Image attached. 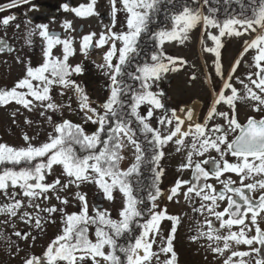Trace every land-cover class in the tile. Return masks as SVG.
<instances>
[{
	"label": "snow or ice",
	"instance_id": "1",
	"mask_svg": "<svg viewBox=\"0 0 264 264\" xmlns=\"http://www.w3.org/2000/svg\"><path fill=\"white\" fill-rule=\"evenodd\" d=\"M98 2L61 5L76 18L100 20L99 32L91 30L79 39L72 20L62 22L63 33L50 31L47 23L27 27L32 23L27 21L25 46L34 50L39 36L41 59L33 64L31 57L17 53L22 75L0 87V109H10L12 124L23 117L22 127L51 128L39 143L34 141L40 131L22 132L19 146L0 142V241L5 251L20 264H179L175 241L188 213H170L161 198L179 205L182 197L193 214L191 243L222 258L221 264H264V0H250V12L235 0L241 10L225 8L223 18L219 7H211L221 0H186L166 13V23L156 29L150 25L165 0H108L106 24ZM232 2L223 0L224 5ZM29 3L9 0L0 12ZM17 19L15 14L0 17V54L16 52L7 29L14 25L19 30ZM198 27L201 52L212 57L210 65L205 60L209 71L203 73L209 99L169 108L160 84L189 62L169 54L166 45H186ZM145 36L152 47L141 60ZM242 37L248 38L225 71L226 41ZM96 51L101 62H91L108 81L103 101H93L75 78L85 73L83 62H71L77 53L87 60ZM191 67L188 80L195 82L196 65ZM241 67L245 71L237 75ZM239 104L259 117L249 115L241 123ZM66 112L82 123L65 118ZM89 123L96 126L91 133L84 126ZM170 144L183 154L177 172L190 171L191 176L177 178L165 194L161 161ZM128 154L130 162L122 167ZM145 165L152 173L148 184L139 179ZM88 185L114 207L119 199L115 218L102 205L90 206L83 190ZM224 201L227 206L220 210ZM70 205L77 210L69 212ZM57 217L58 234L41 254L32 252ZM241 245L249 250H239Z\"/></svg>",
	"mask_w": 264,
	"mask_h": 264
},
{
	"label": "flooded vegetation",
	"instance_id": "2",
	"mask_svg": "<svg viewBox=\"0 0 264 264\" xmlns=\"http://www.w3.org/2000/svg\"><path fill=\"white\" fill-rule=\"evenodd\" d=\"M88 0H30L29 4H21L18 7H14L11 9H7L4 12H0V17L6 16L9 14H15L18 19L15 23H19L21 28L16 30L14 25L13 27H9L7 29V39L10 43H12L13 47L16 49V52L12 54L3 53L0 54V87L4 86H11L15 80L22 75L23 66L17 64L14 60V56L19 53L20 55L32 58L33 64H37L41 59V39L39 36L34 38V50H30L27 46H25V32H26V22L31 21V24H28L27 27H33L37 23H47L49 24V30L54 31L57 33H63V29L61 27L62 22L65 19L72 20L73 24L79 23L77 35H81L83 33L79 31V29L84 30V22L90 19L99 20L98 18H88V19H80L76 18L74 14L66 13L62 10L61 5L64 3H70L71 6L76 7L81 3H87ZM186 0H172V3H168L167 0L163 4L160 5V11L155 18V22L158 26H162L166 23V13L176 11L180 8V6L185 3ZM243 4L245 5V9L250 12L251 4L250 0H242ZM9 0H0V5H7ZM108 0H99L97 5V10L100 12V18L103 21L109 22L108 13L102 12V9L105 6L108 7ZM211 7H219L220 8V17L223 18L225 8L228 9L230 12H239L240 4L236 3L235 0L230 5H224L223 0L219 4L213 2ZM119 18H123V14L119 15ZM259 31V30H258ZM4 36V30L0 29V37ZM201 37V29L198 27L191 33V39L186 45H176L172 44L171 47L166 45V51L174 56H181L185 58L189 62V66L186 67L184 70L174 73L168 74L167 77L161 82L160 87L166 92L167 97L170 99H166L165 103L168 105L169 108H176L177 105H184V104H191L193 99H198L199 103H206L209 99L208 88L203 82V73L209 71L208 68L205 67V60L208 61V64H211L212 57L210 55H205L201 52L199 39ZM248 37L242 38H232L226 41V47L223 50V62L225 71H227L230 62L233 58L238 55L239 50L242 47V43L244 39ZM211 44V42H209ZM23 47V51L21 52V48ZM151 49L147 47V49L143 51V54L150 51ZM97 52V51H96ZM93 52L92 54H94ZM250 55L245 57V59H249ZM91 61L96 62V57H90V59H84L79 53L71 59L73 64L83 62L85 67V73L79 77H75L83 87H85L86 91L90 95L93 101H97V99L101 95V80L99 76L94 75L92 78L88 71L92 68H96ZM196 65V72L199 79L195 82H190L188 80V75L193 71L191 65ZM244 68L241 67L238 71L237 75H241L244 72ZM12 75V73H14ZM239 87V85H236ZM226 106H221V110H224ZM0 110H8V109H0ZM238 112H239V120L241 123L245 122L246 117L249 115H255L259 117L260 114L253 113L245 104L238 105ZM10 112L3 113L4 115L10 117ZM9 119V118H7ZM80 119V118H79ZM1 120V119H0ZM222 122V121H221ZM22 124H12L7 126V123H0V142H7L9 144H13L18 146L21 142V135L22 132L29 131L27 130V126H21ZM153 125L155 126V121H153ZM36 131L33 132L32 135H36L37 131H40V138L39 140L34 141V143H39L40 141L46 138V133L50 130L49 126H44L41 129V126L38 125ZM30 135V133H29ZM150 151V149H149ZM166 155L161 161V166L165 169V175L162 177L161 188L165 190V194L167 190L172 186L173 182L177 178L182 179H189L191 176L190 171H184L183 173L177 172V167L181 163L182 155L183 154H176L174 152L173 146L170 144L164 149ZM129 159L122 163V167H127L130 162V154ZM212 156H216L215 152L211 153ZM230 162H235L234 158L229 156L228 157ZM152 173L149 170V166L145 165L142 169V175L139 177L142 184H148L151 180ZM233 179L238 178L232 174ZM209 182L214 183V180H210ZM217 189H219L220 185H216ZM86 191V190H85ZM94 196V200H92ZM254 196L256 194H253ZM238 199V198H237ZM88 200L90 206L93 204L102 205L105 207L108 204L106 200H101L100 197L95 193H88ZM162 206L163 204H167L168 211L170 213H188V216L184 217L183 224L179 227L177 238L175 241V248L179 254V264H221L222 258H214V256L206 251L204 248H201L199 244H193L189 241V227L193 224V221L190 219L192 217V212L190 207L186 206L183 202V198L181 197V203L179 205L168 203L165 198H161ZM110 205L114 208L113 217L115 218L116 208L119 207V199H117V203L115 207L110 203ZM227 206V201L222 202L221 209ZM77 209L73 206H69L68 211H76ZM200 219H203L202 217ZM54 224H49L47 226H53ZM264 227V223L261 224ZM165 228L168 227L167 224L164 225ZM235 230V229H234ZM58 234V232H57ZM53 238V237H52ZM259 247V245H255ZM241 251H247L248 246L241 245L239 247ZM247 259V258H245Z\"/></svg>",
	"mask_w": 264,
	"mask_h": 264
},
{
	"label": "rangeland",
	"instance_id": "3",
	"mask_svg": "<svg viewBox=\"0 0 264 264\" xmlns=\"http://www.w3.org/2000/svg\"><path fill=\"white\" fill-rule=\"evenodd\" d=\"M102 12L109 13V7L105 6V8L102 9ZM119 21H120V24L124 23L123 18H119ZM99 23H100V20H95V19L87 20L86 22L83 23L84 24V30H83L82 34H86L87 32H89L91 30H95V31L99 32L101 30L99 27ZM103 23L106 24V23H108V21L105 20V21H103ZM79 25H80L79 23L74 24V27H76L78 29ZM118 27H119V24H118ZM79 36L80 35H77V39H79ZM171 46H172V44H168V47H171ZM78 47H79V45L77 44V48ZM94 55L96 57V63H100L101 62V53L99 51H97L94 54H91L92 57H94ZM95 73L97 74V76H99V79L101 80V95L97 99V101H103V99L107 95L108 81H107L106 77H104L97 68H92L91 70L88 71V74L92 78L94 77V75H96ZM14 74H15V72L12 73V75H14ZM57 99H59L58 96H57ZM6 112H10V109H8L7 111L6 110H0V119H1L0 123L1 122L7 123V126H9V125H12V122H11L10 117L3 114ZM7 118H9V119H7ZM65 118L71 119L77 123H82V121L79 119L78 116L71 114V113H68V112L65 113ZM56 119H59V117H56ZM22 123H23V117H20L18 125L22 124ZM44 126H47V125H44ZM84 126H85L86 131L89 133L94 131L95 127H96L95 125H92L90 123L86 124ZM37 128H39L38 125H33L31 127L27 126V130L29 131L30 135H32L33 132L37 130ZM49 131H51V128ZM22 144H23V141L21 140V142H20V144H18V146L22 145ZM125 161H127V159ZM57 171H59V169H57ZM83 190L84 191L86 190L87 193H95L96 192L95 187L92 185H88V186L84 187ZM94 196L95 195H93V197H91V198H93L92 200H94ZM53 203H55V201H53ZM104 208H108V209L112 210V213H114V210H113L114 208L110 205L109 202L107 205L105 203ZM21 227H23V225H21ZM60 227H61V225L59 223V217H57V223L54 224L53 226H47L46 235H44L42 238L37 240V242H36L37 246L35 248L31 249V251L36 253L37 255L41 254L43 252L44 247L50 241V239H52V237L54 238L55 235L57 234V232H59ZM21 246L25 247L23 244H21ZM21 255H23V253H21ZM0 264H20L18 258L13 259V258L9 257L8 253L5 251V245L2 241H0Z\"/></svg>",
	"mask_w": 264,
	"mask_h": 264
},
{
	"label": "trees",
	"instance_id": "4",
	"mask_svg": "<svg viewBox=\"0 0 264 264\" xmlns=\"http://www.w3.org/2000/svg\"><path fill=\"white\" fill-rule=\"evenodd\" d=\"M166 16V15H165ZM163 26V25H162ZM150 27L152 28V29H156L157 27H158V25L156 24V23H153V24H151L150 25ZM147 47H149L150 49H151V47H152V45H151V41H149L148 39H147V37L145 36L144 37V39H143V42H142V44H141V48L144 50H146L147 49ZM146 57H145V55L143 54V52L141 53V56H140V59L141 60H143V59H145Z\"/></svg>",
	"mask_w": 264,
	"mask_h": 264
}]
</instances>
